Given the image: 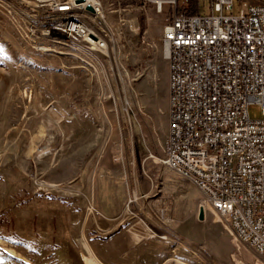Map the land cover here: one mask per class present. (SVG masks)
<instances>
[{
  "label": "rangeland",
  "instance_id": "374dc122",
  "mask_svg": "<svg viewBox=\"0 0 264 264\" xmlns=\"http://www.w3.org/2000/svg\"><path fill=\"white\" fill-rule=\"evenodd\" d=\"M234 1L227 14L264 3ZM102 2L111 55L33 35L0 6V264H83V238L107 264H264L218 214L200 220L203 192L163 163L171 5Z\"/></svg>",
  "mask_w": 264,
  "mask_h": 264
},
{
  "label": "built area",
  "instance_id": "2783aa9c",
  "mask_svg": "<svg viewBox=\"0 0 264 264\" xmlns=\"http://www.w3.org/2000/svg\"><path fill=\"white\" fill-rule=\"evenodd\" d=\"M18 1L27 3L33 35L88 42L104 37L96 21L105 14L102 0ZM153 1L160 11L173 7L162 37L170 88L163 163L195 176L205 210L264 256V3L234 15L226 13L234 0H212L211 14L191 13L180 0ZM56 12L82 14L88 28L60 23ZM252 103L262 107V118H251Z\"/></svg>",
  "mask_w": 264,
  "mask_h": 264
},
{
  "label": "bare ground",
  "instance_id": "6f19581e",
  "mask_svg": "<svg viewBox=\"0 0 264 264\" xmlns=\"http://www.w3.org/2000/svg\"><path fill=\"white\" fill-rule=\"evenodd\" d=\"M92 1V0H87ZM0 6L4 8L9 16L15 20V22L21 26L20 24H26L27 27H29V21L28 19V12L27 11V3L21 2L18 0H0ZM55 20L60 21V23H71V25H74L76 27L81 28H88V20L84 18L82 14L78 13H72V12H56L55 13ZM96 21L101 25L103 31H108V27L105 23V14H98ZM23 22V23H22ZM25 27V26H23ZM26 29V27H25ZM24 33V32H23ZM28 33V32H27ZM25 34V33H24ZM27 35V34H26ZM28 36V35H27ZM99 40L89 39V42L93 45V49H98L105 53L106 55H111V48L107 40H105V37L99 36ZM56 38H64V37H56ZM66 39V38H65ZM73 42H80L77 40H69ZM185 177L191 179L196 183V177L193 175H186L182 174ZM137 199V198H136ZM90 211H93V209H89ZM139 240V238H138ZM3 241L0 238V243ZM81 245L85 251V254L83 256V264H105L103 261H101L97 255L95 254L93 248L87 241V239L83 238L81 239ZM9 252L12 255H18L15 250L9 249Z\"/></svg>",
  "mask_w": 264,
  "mask_h": 264
},
{
  "label": "crops",
  "instance_id": "0c3cea01",
  "mask_svg": "<svg viewBox=\"0 0 264 264\" xmlns=\"http://www.w3.org/2000/svg\"><path fill=\"white\" fill-rule=\"evenodd\" d=\"M181 1V0H180ZM188 1V0H187ZM187 1L183 2L181 1L180 4H186L187 7H188V10L191 12V13H199L198 11V5H197V0H196V5H194V7L191 9V7L187 4ZM172 10H173V7L171 6ZM91 247L93 248L94 252L96 253L97 257L103 261L104 263H111V259H110V256H108L107 252L105 250H103L99 245H96L97 248H95V245L94 243L90 244ZM114 260H112L113 262Z\"/></svg>",
  "mask_w": 264,
  "mask_h": 264
},
{
  "label": "water",
  "instance_id": "95a60500",
  "mask_svg": "<svg viewBox=\"0 0 264 264\" xmlns=\"http://www.w3.org/2000/svg\"><path fill=\"white\" fill-rule=\"evenodd\" d=\"M84 0H77V2H83ZM88 10L90 11H94L93 7L91 5H88ZM206 217V211H205V207L203 205H201L200 207V211H199V219L200 220H205Z\"/></svg>",
  "mask_w": 264,
  "mask_h": 264
}]
</instances>
